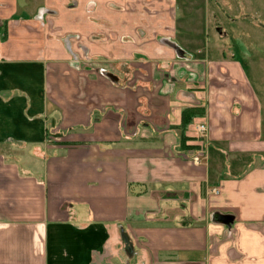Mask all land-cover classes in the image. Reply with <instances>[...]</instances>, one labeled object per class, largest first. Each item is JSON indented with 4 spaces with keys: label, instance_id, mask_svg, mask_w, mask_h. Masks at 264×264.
<instances>
[{
    "label": "crops",
    "instance_id": "crops-1",
    "mask_svg": "<svg viewBox=\"0 0 264 264\" xmlns=\"http://www.w3.org/2000/svg\"><path fill=\"white\" fill-rule=\"evenodd\" d=\"M171 6L0 0V264H264V103Z\"/></svg>",
    "mask_w": 264,
    "mask_h": 264
},
{
    "label": "rangeland",
    "instance_id": "rangeland-1",
    "mask_svg": "<svg viewBox=\"0 0 264 264\" xmlns=\"http://www.w3.org/2000/svg\"><path fill=\"white\" fill-rule=\"evenodd\" d=\"M163 1L172 2L171 16L194 33L191 50L204 53L206 47L215 57L228 51L243 61L264 103V0ZM51 141L61 143L62 139Z\"/></svg>",
    "mask_w": 264,
    "mask_h": 264
},
{
    "label": "trees",
    "instance_id": "trees-1",
    "mask_svg": "<svg viewBox=\"0 0 264 264\" xmlns=\"http://www.w3.org/2000/svg\"><path fill=\"white\" fill-rule=\"evenodd\" d=\"M1 33L3 34L2 39L3 41H5L7 38V26L5 23L3 24ZM196 116H197V110L195 109H190L185 111L183 114V127L186 128L187 126H189L193 118H195Z\"/></svg>",
    "mask_w": 264,
    "mask_h": 264
},
{
    "label": "built area",
    "instance_id": "built-area-1",
    "mask_svg": "<svg viewBox=\"0 0 264 264\" xmlns=\"http://www.w3.org/2000/svg\"><path fill=\"white\" fill-rule=\"evenodd\" d=\"M197 132H198L199 134H201L202 137H204L203 134L206 133V127H205L204 125H200V126H198V127H197ZM193 160H194V162H195L196 164H199V163L201 162L199 157H196V158L193 159ZM214 193H215V195H218V194H219V191L215 190Z\"/></svg>",
    "mask_w": 264,
    "mask_h": 264
}]
</instances>
